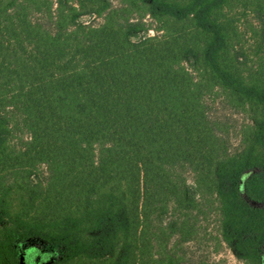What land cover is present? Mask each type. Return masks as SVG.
<instances>
[{
    "label": "trees",
    "instance_id": "1",
    "mask_svg": "<svg viewBox=\"0 0 264 264\" xmlns=\"http://www.w3.org/2000/svg\"><path fill=\"white\" fill-rule=\"evenodd\" d=\"M211 214L264 264V0H0V264H181Z\"/></svg>",
    "mask_w": 264,
    "mask_h": 264
},
{
    "label": "rangeland",
    "instance_id": "2",
    "mask_svg": "<svg viewBox=\"0 0 264 264\" xmlns=\"http://www.w3.org/2000/svg\"><path fill=\"white\" fill-rule=\"evenodd\" d=\"M240 20L239 26L242 32H245L247 28H249V22H252L253 18L251 16L247 18L242 16ZM90 22L97 25L102 22V19L92 18ZM149 22H151V20H149ZM149 34L154 36L156 33L150 31ZM252 43L253 41L250 39V35L246 34L244 38L246 48H249ZM219 96L220 95L211 96L208 102L213 106H215L216 102L217 107L215 106L216 110L214 113L222 116L226 124L225 128L230 134L231 146L235 148L239 145V132L241 127L249 120L245 113L229 110V107L222 104L223 102H221V100L223 99ZM39 174L46 175V168H41ZM188 179L192 182L191 176H188ZM217 226L218 217L216 214H211L208 219L202 221L200 236L195 241L178 246L174 249V252H176L180 258L181 264H244L237 258L231 247L220 242ZM173 246L172 243L171 247Z\"/></svg>",
    "mask_w": 264,
    "mask_h": 264
}]
</instances>
